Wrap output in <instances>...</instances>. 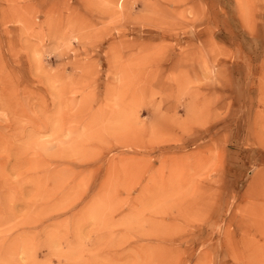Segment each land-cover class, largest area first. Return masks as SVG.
I'll list each match as a JSON object with an SVG mask.
<instances>
[{
    "label": "rangeland",
    "instance_id": "374dc122",
    "mask_svg": "<svg viewBox=\"0 0 264 264\" xmlns=\"http://www.w3.org/2000/svg\"><path fill=\"white\" fill-rule=\"evenodd\" d=\"M0 264H264V0H0Z\"/></svg>",
    "mask_w": 264,
    "mask_h": 264
},
{
    "label": "bare ground",
    "instance_id": "6f19581e",
    "mask_svg": "<svg viewBox=\"0 0 264 264\" xmlns=\"http://www.w3.org/2000/svg\"><path fill=\"white\" fill-rule=\"evenodd\" d=\"M124 0H117V6L122 5Z\"/></svg>",
    "mask_w": 264,
    "mask_h": 264
}]
</instances>
